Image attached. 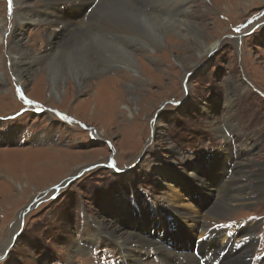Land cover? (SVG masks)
Returning a JSON list of instances; mask_svg holds the SVG:
<instances>
[{
	"label": "rangeland",
	"instance_id": "374dc122",
	"mask_svg": "<svg viewBox=\"0 0 264 264\" xmlns=\"http://www.w3.org/2000/svg\"><path fill=\"white\" fill-rule=\"evenodd\" d=\"M29 1L36 21L19 28L13 16L20 12L18 7L12 0L9 11L8 0H0V76L7 80L0 83L1 253L14 226L18 229L20 225L21 211L31 203L13 246L0 264H125V254L131 251L132 257H139L142 253L126 235L120 238L127 245L119 248L103 229H96L94 221L109 229L114 225L120 232L137 229L144 239L170 234L168 231L178 238L197 239L218 225L222 232L226 228L235 231L230 252L220 264H264V178L258 198L247 203L230 201L233 209L221 220L211 221L206 211L219 195L231 194L239 187L244 195L254 197L257 163L264 164V0H179L178 18L186 5L194 4L203 41L209 45L218 41L205 57L194 54L196 66H185L183 59L190 55L176 48L169 56L164 54L175 45L173 40L164 42L160 50L147 42L142 46L134 43L131 51L138 63L134 69L119 64V60L109 62L107 56L100 61L90 50L100 72L89 77L90 83L82 90L72 92L65 81L68 88L62 87L57 96L46 89L42 64L40 68L34 65L38 71L31 77L24 75V79L13 69L12 55L21 45L36 57L53 51L45 39L46 24L58 13L53 6L51 14L55 16H36V10L53 0ZM125 1L150 12L154 0ZM96 5L94 2L85 14L78 13V19L66 14L69 26L87 27L68 28L56 35L53 44L83 29L84 35L90 30L120 47L127 44L123 35L102 34L105 19L96 14ZM15 30L20 35L19 46ZM192 33L199 40L195 31ZM114 79L124 87L113 85ZM157 122L160 137L153 129ZM236 149L243 154L238 156ZM221 151L225 156L227 151L236 154L240 158L236 165L250 160L246 168L250 172L223 188V173L232 174L235 168H226L233 163L223 159ZM216 166L225 168L217 171ZM193 176L197 180L189 181ZM198 177H203V182ZM31 185L38 189L36 194ZM145 208L148 212H142ZM207 218L213 226L193 229ZM141 222L149 228L139 229ZM250 227H254L253 244L244 252L240 244L245 239L237 230ZM144 228L154 232L147 235ZM95 229L103 233H97L94 247L84 250L83 256L77 248L89 244ZM160 244L148 245V249L158 245L162 253ZM164 249L170 253L185 249L184 254L192 255L183 247ZM185 259L163 256L162 264H197L194 256ZM158 260L147 257L144 264H160Z\"/></svg>",
	"mask_w": 264,
	"mask_h": 264
},
{
	"label": "bare ground",
	"instance_id": "6f19581e",
	"mask_svg": "<svg viewBox=\"0 0 264 264\" xmlns=\"http://www.w3.org/2000/svg\"><path fill=\"white\" fill-rule=\"evenodd\" d=\"M13 2L18 7V10H20V12H16L15 14L13 13L14 14L13 16L15 20L17 21V25L19 28H23L26 24H28L29 21H36V19L34 18L35 16L33 17L31 13L32 3H30L29 0H13ZM94 2H97L96 14L99 17H103L105 19L103 21L105 28L103 27L104 29L101 30L102 34L104 33L110 34L109 32H111L114 35H118V34L123 35L124 38L126 39L125 41H127V44H124L123 45L124 47L123 46L120 47L118 45L113 44L111 41H106L105 39H103V37L99 36L98 34L93 35L92 34L93 31H90V30H88L89 32L88 34L84 35L86 29H83L82 31L79 30L80 32H76L71 37L69 36L70 38L68 40H65V41L63 40V42H60L59 44L57 43L56 45H54L53 40L55 39L56 35L58 36V33L67 31L68 28H72L73 30H75L79 27H87L83 25L79 26V25H72V24H71L72 26H69L67 24L69 22L67 21L66 14L71 16L72 18L78 19L79 15H81L82 13L85 14V10L87 8L89 9L93 7ZM191 4L186 5L188 6V8H186L182 12L181 17L178 18V15L180 13L179 0H154L153 8H151L150 12H145L143 11L144 9L141 10L142 8L139 9L136 6H134L133 2L130 3L125 0H53L52 2L49 1V3L43 5L41 9L36 10V16H39V15H42L44 17H47L49 15H50L49 17L55 16L56 14H51L53 9L55 10L54 12L58 13V15L60 13L59 18L61 20L59 18H56V16H58L56 15L54 18H51L49 23L46 24L45 34L47 35L45 39L47 38L49 43L52 45L51 46L50 44H48V49L49 50L53 49L52 53L36 57V55L32 54L33 52L31 49H29L26 46L21 45L18 50V53H13L12 55L13 56V59H12L13 69L20 79H24V75L31 77L33 74H35L38 71L36 67L42 64V67L45 66V68H42L41 66H39V68L41 67L40 69L44 71V73H41L42 74L41 78L42 79L46 78V83H45L46 89L50 95L57 96L58 90H60L62 87H65V90L66 88H68L64 86L65 81L68 80L67 83L71 86L72 92H74V89L82 90V87L84 85H87V83H90L88 82V78L91 77L92 75H96L97 72H100L99 69L95 65V61L92 59L90 55L91 53L90 50L94 51L98 60L100 61L101 60L105 61V59L103 58L104 56H107L108 58L107 60L109 62H114L115 60H119V64L126 65L130 67L131 69H134L137 67V64H138L137 60L135 59V56L133 55L131 51L135 49L134 43L140 44V46H142L141 45L142 42H147V45L149 47L160 50V47L161 45H163L164 42L167 41V43H169V40H173L176 43L174 46H172V49L166 48V50L164 49L165 53L162 50L161 54L164 53L165 55L167 54V56H169L170 53L171 54L173 53V49L176 48L177 50H181L183 54L189 53L190 56L188 58L185 57L183 59V63L185 64V66L188 64H190L189 65L190 67L196 66L197 65V63L195 62L196 57H201V56L205 57V54L207 55L210 51L214 50V48L218 44V41H213L212 43H210V45L203 41L202 31L201 29H199V26L197 22L195 21L198 15H196L197 12L194 11L195 9L192 10L194 7V4L193 5ZM46 5H50L51 8L49 10L44 11L43 7ZM29 14L32 17L31 19H28ZM88 16H92V12ZM2 21H3V18L0 16V44L3 39V36H2L3 30L1 28V25L3 24ZM192 31H195V35L199 38V40H196V38L193 37ZM13 35H14L15 43L18 44L19 46L20 45V35L18 33V30H15ZM138 39L140 41H138ZM143 39L145 41H143ZM97 41H99L100 45L97 43ZM182 42H184L183 45H182ZM18 46H17V49H18ZM132 46L134 47L132 48ZM195 53H196V57L194 56ZM28 56H29V59H27ZM175 60L177 61V58H175ZM143 66L145 65L143 64ZM5 81L7 80L4 78V76L1 75L0 83H4ZM117 81L118 80L114 79L112 82L113 85L118 84L120 86L119 82ZM122 85L120 87H124ZM128 87L129 86L125 88H128ZM67 92L68 91H66V93ZM70 93L71 92H68V95H70ZM159 126L160 124L157 122V125L153 127L154 132L156 135H158V137H160L159 136L160 131L157 129ZM234 153L238 154V156H241L243 154V152L237 149H236V152ZM220 154L223 155V159L227 157L229 158L228 160L233 163V165L228 166L229 168L226 167L228 170L231 169L230 167H232V170L234 168L236 170V167L238 168V166H240L239 163H237L236 165V161L238 162L240 161V158H237L236 154L233 155L231 152L229 153L228 151L226 153V156H225V153H223L222 151L220 152ZM249 163H250L249 159L241 161V166L236 171L234 170L232 174L223 173L225 175L224 177H226V180H224V183L221 185L222 188L224 185L228 186V183L233 182L234 179L239 178L241 174H242L241 176L242 178L244 177L243 174L247 175V173L250 172L246 170L247 166H249ZM112 165L113 164H109V166H112ZM257 165L259 166L258 167L259 172L255 173L253 177L256 180L255 184H253L252 182L253 184L252 189H253L255 196L250 197L249 195H244L246 193L243 194V190H242L243 187L242 188L239 187L237 191L231 194L225 193V194L219 195V197L216 198L217 199L216 202L212 206H210L209 208H208V204L206 206V208H208L206 210L207 214L210 216L208 218H210L211 221L212 219H216V218L221 220L222 218L225 217V215H228L232 211L233 207L230 201L241 200L242 202L247 203L253 198H258L262 194L260 180L262 181L264 178V174L262 173L264 171V164L257 163ZM73 166L75 167L77 165H73ZM224 168L225 166H216L217 171L219 170L221 171ZM81 169L82 167L80 168V170ZM124 171L125 170H123V172ZM234 173L235 175H233ZM227 175H230V176H227ZM5 179L9 180L8 177H5ZM24 179H25V176H24ZM199 179H201L200 181L203 182V177ZM190 180H192L191 182H193L194 180H197V179H194V176H193L189 178V181ZM213 184H214V180H212V185ZM25 186L28 187L29 184L26 183ZM35 187L36 186L31 185L30 188L36 194L38 189H36ZM28 192L30 193V191ZM229 192H231V190ZM35 194H33V196ZM177 198L178 197L176 196L175 199ZM138 211H141V209L139 208ZM142 212H148L147 208L142 210ZM167 214L171 215V213L169 212ZM174 214L177 215V212L174 211ZM141 216L143 217V215ZM190 217L192 218V216ZM208 218L204 220L202 219L199 220L198 222L199 226L197 227L191 226V227H193V229L196 230V229H199L200 226L202 227L203 226H213L214 225L213 222L211 221L208 222ZM94 224L96 226V229H99V230L103 229L104 233L102 232L103 230L97 232V230L95 229L93 231L94 234H90L91 237L87 241V243L89 244L81 245V247L77 245L75 247V248L79 247L77 248V250L82 251L83 256L85 255L84 250L92 249V247H94L95 242H97L96 241L97 233L98 234L103 233L108 236H111L113 243L114 241L117 242L116 246H118L119 248L120 246H123L127 242L124 240V238L122 239L120 238V236H125V235L127 238L133 239L136 246L140 248L142 253L139 255V257L137 255L135 257H132L133 253H131L130 250H129L130 253L125 254V259H126L125 264H129L128 262H131V264H144V259L147 257H153L154 260L159 259L158 261L160 264H162L163 256L164 257L174 256L175 258L178 257L179 260H183L184 257L186 258L185 260H187L188 258H193L192 255L184 254L182 252V250H185V249H182L180 253L179 252L175 253L173 250L170 253L166 249H164L166 246H164L163 243L160 244V246L163 247L161 249L162 253H160L158 245L152 248L151 250H149L148 245L154 246V244L156 243L159 244V242H162V239L161 240L154 239L155 237H151L150 239L141 238V236L138 234L137 229L136 230L130 229L129 231L125 230V231L120 232L118 231L119 229L116 226L111 225V224H108L112 226L110 229L107 228V225L105 224L101 225L98 221H94ZM89 225H92V224H89ZM145 226H148L149 228L148 224L146 225L144 222H141L138 228L145 227ZM216 226H214V228H212L211 231H214V229H217V228H219L222 231L223 229L222 227L218 226L216 228ZM148 228H144L146 232L149 231L147 230ZM16 230L17 229H15V226H14V228L12 229L10 233V236H9L10 239H8L7 244L9 243V241L12 240V237L15 234ZM252 231H254V227L245 228V229L238 228L237 230L238 235H240L243 239H245L240 244L241 246H244V252L245 251L249 252L251 250L250 246L253 244V241H252L253 232ZM112 232L113 233L117 232V233L116 235H114ZM198 237L200 238L201 234ZM85 241L86 240H84L83 242L85 243ZM126 249H124L123 252H127L125 251ZM148 250H149V253H148ZM0 254H1V251H0ZM142 254H143V257H142ZM240 259H243V253L240 257H238L237 261L240 262ZM231 262L232 261H230V263ZM241 264H244V263H241Z\"/></svg>",
	"mask_w": 264,
	"mask_h": 264
},
{
	"label": "water",
	"instance_id": "95a60500",
	"mask_svg": "<svg viewBox=\"0 0 264 264\" xmlns=\"http://www.w3.org/2000/svg\"><path fill=\"white\" fill-rule=\"evenodd\" d=\"M83 173L82 171L79 173V175ZM31 204V203H30ZM29 205L26 206V210H23L22 213L20 214V225L18 227V229L16 230L15 234L13 235L12 237V240L9 242V244L6 246V248L4 249L3 253L0 254V260H2L3 258H5L7 256V254L9 253L10 251V248L13 246L19 232H20V227L21 225L23 224V218L25 216V212L28 211V209L30 208Z\"/></svg>",
	"mask_w": 264,
	"mask_h": 264
},
{
	"label": "snow or ice",
	"instance_id": "6c2138e0",
	"mask_svg": "<svg viewBox=\"0 0 264 264\" xmlns=\"http://www.w3.org/2000/svg\"><path fill=\"white\" fill-rule=\"evenodd\" d=\"M12 0H8L9 11L11 10Z\"/></svg>",
	"mask_w": 264,
	"mask_h": 264
},
{
	"label": "flooded vegetation",
	"instance_id": "af4514ba",
	"mask_svg": "<svg viewBox=\"0 0 264 264\" xmlns=\"http://www.w3.org/2000/svg\"><path fill=\"white\" fill-rule=\"evenodd\" d=\"M72 179V178H71Z\"/></svg>",
	"mask_w": 264,
	"mask_h": 264
}]
</instances>
